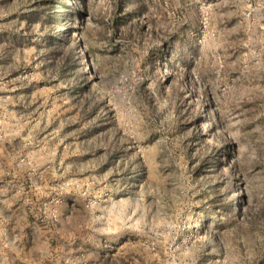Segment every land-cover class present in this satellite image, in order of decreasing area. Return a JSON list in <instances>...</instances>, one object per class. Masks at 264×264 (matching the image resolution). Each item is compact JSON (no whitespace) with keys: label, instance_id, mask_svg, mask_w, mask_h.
Segmentation results:
<instances>
[{"label":"rangeland","instance_id":"374dc122","mask_svg":"<svg viewBox=\"0 0 264 264\" xmlns=\"http://www.w3.org/2000/svg\"><path fill=\"white\" fill-rule=\"evenodd\" d=\"M62 1L0 0V264H264V0Z\"/></svg>","mask_w":264,"mask_h":264},{"label":"trees","instance_id":"16d2710c","mask_svg":"<svg viewBox=\"0 0 264 264\" xmlns=\"http://www.w3.org/2000/svg\"><path fill=\"white\" fill-rule=\"evenodd\" d=\"M12 0H1V2L3 3H8ZM28 3L30 4L29 7H31V10H25V12L23 13L24 15V19H26L29 22H33V23H41L42 20L43 21H47L46 23L48 24H53L54 21H57L59 19V17L61 16V14L65 13V12H58V10H47V8L45 7V5H58V6H62L64 8H67V5L63 3L62 0H27ZM129 4H133V6H136V8L130 9V11L126 14L123 15L126 7ZM146 8V6H144V4L142 3V0H116L115 1V5H114V13H113V19L114 22L116 24H119L125 20H131L134 16L137 15V13L144 11ZM61 13V14H59ZM80 12L79 10L76 9V7L74 9H70L69 12H66L65 15L68 16H80ZM74 19V18H73ZM70 31L64 32L62 34V32H57L56 34L61 35L59 38L57 35L55 36H50L48 43L49 45L55 46L56 44L61 45V42H65L68 45V52L66 56H62L66 61L67 64V68L68 69H72L77 67V76H76V82L75 83V87H79L80 85V91L85 92V90L88 88V86L90 85V81L86 82L85 79H83V77H85L86 74H84V68L81 64V62H78V56L76 55V51L77 48L80 47V41L76 40L75 42L71 41V37L69 34ZM34 35H38V34H31V36H29L31 39L34 38ZM15 38H18V40H20L21 38L24 39V37L20 34V36H16L13 35L12 36V40L14 41ZM28 38H25V40H31ZM58 42V43H57ZM54 50L51 51V56L54 55ZM59 53V51H58ZM85 82V83H84ZM74 87V88H75Z\"/></svg>","mask_w":264,"mask_h":264}]
</instances>
